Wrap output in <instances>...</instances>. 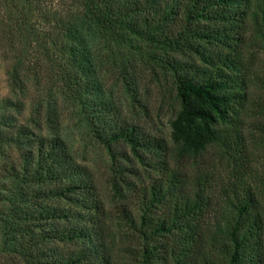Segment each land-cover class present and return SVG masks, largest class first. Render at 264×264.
I'll use <instances>...</instances> for the list:
<instances>
[{
  "label": "trees",
  "instance_id": "16d2710c",
  "mask_svg": "<svg viewBox=\"0 0 264 264\" xmlns=\"http://www.w3.org/2000/svg\"><path fill=\"white\" fill-rule=\"evenodd\" d=\"M249 32L264 48V0H0V264H117L124 227L140 264H264V172L233 175L223 215L205 223L211 189L186 170L244 145ZM142 73L163 90L171 79L168 136L124 119V105L143 106ZM69 110L136 212L111 213L77 160Z\"/></svg>",
  "mask_w": 264,
  "mask_h": 264
},
{
  "label": "rangeland",
  "instance_id": "374dc122",
  "mask_svg": "<svg viewBox=\"0 0 264 264\" xmlns=\"http://www.w3.org/2000/svg\"><path fill=\"white\" fill-rule=\"evenodd\" d=\"M245 36L244 60L251 79L249 81L248 102L242 110L241 116L244 145L240 150L234 147L223 150L213 146L206 153L187 164L186 170L192 181H195V177L200 174L202 180L211 189V204L204 220L205 223L215 221L223 215L222 209L225 205L223 198L228 180L233 182L234 176H238L240 171L248 170L249 173H252V179H249L251 183V180H254L253 177H259L264 172V48L250 32ZM184 58L193 60L187 55H184ZM139 78L141 80V103L143 106L131 111L126 109L124 105V119L136 124L145 133L168 136L169 121L175 114V108L172 107L171 99H169L171 92L167 90V88L172 90L171 79L166 77L168 85L163 90L159 89L149 73H142ZM8 93L6 66L1 59L0 52V96L5 97ZM120 97L121 95L118 93L116 98L118 105L121 100ZM65 115L68 117L66 121L67 134L75 138V141H72V146L77 160L82 165L87 166L93 174L99 193L110 208L111 213L115 216L120 215V209L123 205L136 212L138 201L137 194L133 191L127 194L125 201H120L113 196L110 187V159L105 148L93 138H83L85 132H82L83 135L80 133L77 118H74L70 110ZM130 165L137 166L133 162ZM254 183L255 181L252 182V184ZM261 206L264 210V195L261 197ZM104 229L107 231L106 226ZM108 241H111V236L108 237ZM125 242H129L128 248L125 246ZM137 247L138 243L132 236H129L124 227V232H120L115 244H112V255H115L117 264H140L138 256L134 252ZM123 255L124 258H122Z\"/></svg>",
  "mask_w": 264,
  "mask_h": 264
}]
</instances>
